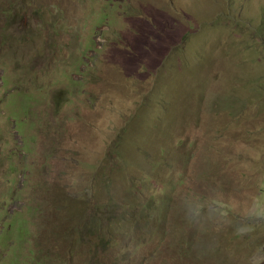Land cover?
<instances>
[{"label":"rangeland","instance_id":"374dc122","mask_svg":"<svg viewBox=\"0 0 264 264\" xmlns=\"http://www.w3.org/2000/svg\"><path fill=\"white\" fill-rule=\"evenodd\" d=\"M258 29L264 0H0V264H264Z\"/></svg>","mask_w":264,"mask_h":264},{"label":"trees","instance_id":"16d2710c","mask_svg":"<svg viewBox=\"0 0 264 264\" xmlns=\"http://www.w3.org/2000/svg\"><path fill=\"white\" fill-rule=\"evenodd\" d=\"M13 2V1H12ZM12 2H11V4H12ZM256 34V36L259 38V39H263L264 38V34H262L261 35V32H260V29H258L257 30V32L255 33ZM131 201H133V199H131ZM73 204L75 205V207L77 208V209H79L80 208V206L75 202V199L74 198H72L71 199V201L69 202L68 201V199H66L65 200V205L66 206H68V205H70V208H71V210L73 209ZM22 224H25L24 222H22ZM12 226V225H11ZM18 232H19V234H22L23 236L22 237H24L25 235H26V233L27 232H29L28 230H26V229H18ZM19 241H21V240H19ZM43 248V247H42ZM44 249V248H43ZM43 249H41V247L40 246H36L35 247V250H29L28 252H29V255L28 256H32V257H34L35 255H36V253H40V254H42L44 251H42ZM24 253V251H19V250H17L16 249V256H15V258L13 259V260H11V264H20V258H21V256H22V254ZM1 254H3L2 252H1ZM27 256V257H28ZM0 257H1V255H0ZM8 258V257H7ZM35 259V258H34ZM9 260V259H8Z\"/></svg>","mask_w":264,"mask_h":264}]
</instances>
